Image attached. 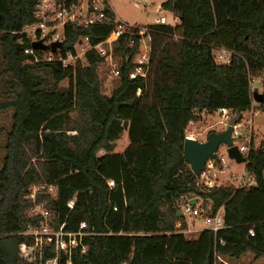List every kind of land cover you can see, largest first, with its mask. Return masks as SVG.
<instances>
[{
    "label": "trees",
    "instance_id": "obj_1",
    "mask_svg": "<svg viewBox=\"0 0 264 264\" xmlns=\"http://www.w3.org/2000/svg\"><path fill=\"white\" fill-rule=\"evenodd\" d=\"M60 1L70 6L77 0ZM35 2L0 0V110H11L0 166V264H42L54 255L50 244L40 255L35 247L33 259L19 256L20 243L34 244L24 231L42 221L30 214L35 203L47 208L54 227L75 230L86 222L85 250L73 247L70 264H226L247 251L264 257L263 143L250 140L246 169L254 183L240 188H199L182 151L189 122L203 111L252 107L250 76L264 70V0H162L160 8L177 20L147 24V76H128L140 40L130 44L124 31L112 41L120 74L108 93L101 91L97 70L103 56L94 47L70 65L35 60L23 51L30 42L22 30L35 21ZM106 12L109 19L101 22L68 21L59 52L74 53L81 36L92 44L105 39L116 17ZM218 49L226 58H219ZM158 107L171 109L172 137L167 148L160 142L164 159L154 174L139 110L152 108L155 117ZM258 107L264 109V96ZM125 129L129 147L114 151ZM131 165L141 169L145 196L138 201ZM39 183L45 186L30 197L31 186ZM48 185L56 187L54 193L46 192ZM186 193L199 196L203 213L223 206L224 225L187 236L178 213ZM58 258L66 264L63 252Z\"/></svg>",
    "mask_w": 264,
    "mask_h": 264
},
{
    "label": "built area",
    "instance_id": "obj_2",
    "mask_svg": "<svg viewBox=\"0 0 264 264\" xmlns=\"http://www.w3.org/2000/svg\"><path fill=\"white\" fill-rule=\"evenodd\" d=\"M107 8L113 10L110 6L109 0H77L75 3L70 6H66L61 3L60 0H36L31 13L35 18V21L26 24L23 27V32L26 35V38L29 40L30 45L24 47L23 51L25 53H31L35 60H51L59 59L63 65L73 64L70 61L71 58L75 59L79 56L83 57V54L86 49L96 48L102 57V64L108 67L109 71L114 77L115 81L118 83L119 79V66L118 60L112 55V41L119 34L124 31L130 33L129 43L134 42V37H139L140 46L138 51L135 53L131 59V65L128 70L129 77L142 76L146 77L149 67H150V33L148 30L147 24H129L124 23L121 19H118L116 16L113 21L115 25L111 30L110 34L103 40L97 43H90L87 36H81L80 41H77V45H81L82 51L80 53L67 52L63 56L59 50L60 46H57L53 51L50 48V44L54 41H61L65 39V25L68 21L77 20L80 24H91L95 22H101L106 19H109L107 15ZM162 8H158L161 12ZM176 17L172 15L171 23H176ZM155 22H167V16L164 13H160L155 17ZM22 38V37H21ZM23 39V38H22ZM40 40L43 44L48 45L46 49L34 48L32 46V41ZM147 40V41H146ZM85 43L83 44V42ZM146 41V42H145ZM224 51V50H223ZM219 58H226L223 53H219ZM74 59V60H75ZM116 83V84H117ZM137 89V92H139ZM252 108V107H251ZM221 112L222 119H220L224 124L225 117L228 119L234 114L233 111L228 110L225 107H219L217 109ZM243 118V112H240V117L238 120L232 124L231 128V139L232 144H236L239 151L247 162V152L250 148L251 134L248 135L247 140L249 142L245 144L243 142L246 138V134L242 133L239 129L240 124H247L251 120H246L241 122ZM228 121V120H227ZM192 122V121H190ZM249 129V128H248ZM251 133V131H250ZM186 137L194 138L196 137V131H187ZM197 138V137H196ZM227 147V145H225ZM227 162L224 161L223 156H219L218 149L216 150V155L214 157L208 156L205 159L204 166L198 178L196 180V185L201 189H207L213 186H223L230 184L234 188H240L244 186H249L254 183V178L250 172L245 168L244 171L240 174L236 172L227 173ZM110 186L114 185L113 179L107 180ZM44 184H33L30 189L29 196L34 197L36 191L42 189ZM56 187L53 185H48V190L46 192H55ZM55 195V194H54ZM182 198V207L179 209L181 214H189L191 217H197L202 215L205 225L201 228H209L212 230H217L218 228L224 225L223 220V206H220L214 214L203 213L201 208L198 205L199 196L186 193L181 195ZM195 198V202L192 204L190 199ZM69 206H72V201L68 202ZM116 208V205L113 206ZM31 215H41L42 221L38 227H30L28 230L24 231L25 233H30L34 236V244L22 242L19 244V256L23 259H33L35 257L34 248L37 247V252L40 255L41 248L44 245L52 244L55 250V253L52 257L46 258L42 264H58V256L61 252L66 255V264L71 263L70 254L73 247L80 246L81 250H85V245L83 244L82 237L88 231L84 230L86 227V222L84 220L79 222L78 228L75 230H66L63 228V225L60 224L57 227H54L47 208L42 207L40 204H34L30 208ZM195 220V219H194ZM248 232L253 234L252 227L248 228Z\"/></svg>",
    "mask_w": 264,
    "mask_h": 264
},
{
    "label": "rangeland",
    "instance_id": "obj_3",
    "mask_svg": "<svg viewBox=\"0 0 264 264\" xmlns=\"http://www.w3.org/2000/svg\"><path fill=\"white\" fill-rule=\"evenodd\" d=\"M161 1L162 0H109V3L118 19H121L124 21V23H137L140 25H145L150 22H154L155 17H157V15L160 13H164L167 16V22L172 21V13L170 10L161 9V12L158 10ZM84 43L85 41L83 44ZM80 46L81 45L75 44V51L77 54L82 51ZM218 52L224 54L223 49H218L217 53ZM74 59L75 57L70 59L73 64L75 61ZM97 71L100 78L101 91L108 93L117 82L115 81L114 77H112L108 67L105 65H100ZM258 77L264 79V75L257 76L254 74L250 76L251 88L252 90L261 92L262 83L258 79L254 80V78ZM66 82L67 79L62 80L63 84H66ZM254 101L255 106L243 111V118L241 119V122H245L246 120H251V122L249 125L243 123L240 124L239 129L242 133L246 134V138L243 140L245 144L249 142V139L247 140V138L248 135L251 134L253 145L258 146L262 143L264 145V109L258 107V101ZM151 110L152 108L150 110L140 109L139 121L143 123L145 133L143 139L146 148V155L151 159L152 172L157 174L164 159V152L161 149L160 142L163 141L165 148H167L172 137L170 117L171 109L163 107L155 108V117L152 115ZM10 114V109L0 110V166L2 164V157L4 154L5 133L10 124ZM220 119H222L221 112L217 109L211 112L203 111L201 113V117L198 120L189 122L187 131H193L196 128V131H198L199 134L198 137L205 138V135L208 133V131L221 130L225 128L226 124H224ZM223 119H225V122L228 120L227 117ZM155 124L158 125L156 126ZM128 135L129 134L127 130H123L121 136L116 140L114 151L126 152L130 144ZM226 148L227 147L225 145L219 146L218 154L219 156H223L224 161L228 164L227 173L232 171L238 174L242 173L246 168V161H236L233 157L228 155ZM140 171L141 169L137 166L131 165L129 167V172L134 183V191L132 196L135 201H138L145 196V191L141 184ZM262 204L260 207L264 208V200L262 201ZM183 217L185 218L187 225L186 228L183 229V232L189 237L196 236V234L202 229L201 227L205 225L202 215L191 217L189 214L185 213L183 214ZM179 223L180 220L176 221V225H179ZM231 261L237 262V264H264V257H254L252 252L247 251L239 257V260ZM232 262L226 261V264H231Z\"/></svg>",
    "mask_w": 264,
    "mask_h": 264
},
{
    "label": "water",
    "instance_id": "obj_4",
    "mask_svg": "<svg viewBox=\"0 0 264 264\" xmlns=\"http://www.w3.org/2000/svg\"><path fill=\"white\" fill-rule=\"evenodd\" d=\"M80 41V40H79ZM62 44L61 41H54L50 44L51 50H55L57 46ZM32 46L34 48L46 49L48 45L43 44L40 40L32 41ZM263 93L257 90L252 91V98L258 102L263 99ZM240 117V111L236 109L234 114L228 119L226 126L221 130H213L205 135V138H190L186 137L183 140V157L189 163L192 171L198 175L204 166L205 159L210 156L214 157L216 155V150L221 145H227V152L230 157H233L236 161L245 160V156L241 154L236 144H232L231 139V128L232 124L235 123ZM264 176V173H263ZM193 204L195 198L190 199ZM181 214V211L178 210Z\"/></svg>",
    "mask_w": 264,
    "mask_h": 264
},
{
    "label": "crops",
    "instance_id": "obj_5",
    "mask_svg": "<svg viewBox=\"0 0 264 264\" xmlns=\"http://www.w3.org/2000/svg\"><path fill=\"white\" fill-rule=\"evenodd\" d=\"M264 75V70L262 71V74H260V75H257V76H263ZM254 77V76H253ZM260 80V82L262 83L261 84V86H262V91L264 92V79H262L261 77H258V78H254V80ZM250 85H251V80H250ZM261 91V92H262ZM255 106V101H253V105H252V107H254ZM256 111V110H255ZM192 122H194V121H192ZM197 129L195 128L193 131L195 132ZM197 133H196V137L197 138H199L198 136H199V134H198V131H196ZM199 139H203V138H199ZM231 264H237V262H235V263H231Z\"/></svg>",
    "mask_w": 264,
    "mask_h": 264
}]
</instances>
